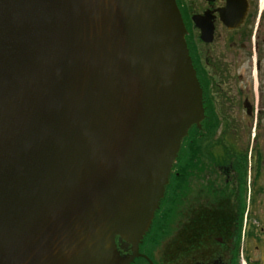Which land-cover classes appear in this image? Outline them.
I'll list each match as a JSON object with an SVG mask.
<instances>
[{"label": "water", "instance_id": "obj_1", "mask_svg": "<svg viewBox=\"0 0 264 264\" xmlns=\"http://www.w3.org/2000/svg\"><path fill=\"white\" fill-rule=\"evenodd\" d=\"M174 0H0V264H127L201 93Z\"/></svg>", "mask_w": 264, "mask_h": 264}, {"label": "flooded vegetation", "instance_id": "obj_2", "mask_svg": "<svg viewBox=\"0 0 264 264\" xmlns=\"http://www.w3.org/2000/svg\"><path fill=\"white\" fill-rule=\"evenodd\" d=\"M201 93L127 264H264V0H174Z\"/></svg>", "mask_w": 264, "mask_h": 264}]
</instances>
